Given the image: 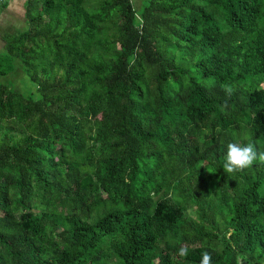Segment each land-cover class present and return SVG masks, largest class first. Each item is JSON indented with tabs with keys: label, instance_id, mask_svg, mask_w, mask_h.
Returning <instances> with one entry per match:
<instances>
[{
	"label": "trees",
	"instance_id": "trees-1",
	"mask_svg": "<svg viewBox=\"0 0 264 264\" xmlns=\"http://www.w3.org/2000/svg\"><path fill=\"white\" fill-rule=\"evenodd\" d=\"M23 9L0 38V264H264V164L223 170L230 142L264 151V0Z\"/></svg>",
	"mask_w": 264,
	"mask_h": 264
},
{
	"label": "clouds",
	"instance_id": "clouds-1",
	"mask_svg": "<svg viewBox=\"0 0 264 264\" xmlns=\"http://www.w3.org/2000/svg\"><path fill=\"white\" fill-rule=\"evenodd\" d=\"M222 90L226 97H231L235 93L236 87L226 84ZM257 163L264 164V151L258 150L250 137L246 143L230 142L227 144L223 163L224 172L234 174ZM189 250L187 244L182 245L179 247L177 255L181 258L187 257ZM200 264H212V254L209 251L205 250L201 253Z\"/></svg>",
	"mask_w": 264,
	"mask_h": 264
},
{
	"label": "rangeland",
	"instance_id": "rangeland-1",
	"mask_svg": "<svg viewBox=\"0 0 264 264\" xmlns=\"http://www.w3.org/2000/svg\"><path fill=\"white\" fill-rule=\"evenodd\" d=\"M3 1L5 3L10 2V0H3ZM12 3L14 5H18L20 3V0H18V1L15 0ZM9 5L10 6H8L7 8H2L0 10V13H1L0 14V38L6 32H13V31L18 32V31L24 30L26 28V21L24 20L23 15L20 14V12L17 11V9L10 8L11 4H9ZM23 5H24V1L22 3V6ZM0 44H2V43H0ZM8 78H9V80L12 81L13 85L17 88L18 87L23 88L24 83L27 84V85H25V87H27L28 85H31L30 82L28 81L26 75H24V74L22 75V73L19 71L16 72L15 74L9 76ZM187 214L188 215L192 214V210L188 209ZM241 264H244V263H241ZM248 264H250V262Z\"/></svg>",
	"mask_w": 264,
	"mask_h": 264
},
{
	"label": "crops",
	"instance_id": "crops-1",
	"mask_svg": "<svg viewBox=\"0 0 264 264\" xmlns=\"http://www.w3.org/2000/svg\"><path fill=\"white\" fill-rule=\"evenodd\" d=\"M15 0H10V2L6 3L5 6L3 8H7L8 6H10L9 4H11V7L10 8H13V9H17V11L20 12V14L23 15L24 13V10H23V6H22V3L24 0H20V3L18 5H14L12 2H14ZM18 1V0H17ZM8 10V9H7ZM12 10V9H11ZM9 11V10H8ZM1 14V13H0Z\"/></svg>",
	"mask_w": 264,
	"mask_h": 264
}]
</instances>
